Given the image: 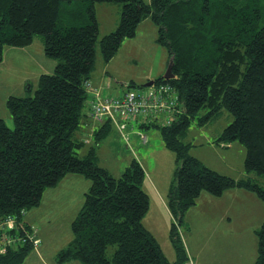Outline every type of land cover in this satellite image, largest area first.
I'll return each instance as SVG.
<instances>
[{
    "label": "trees",
    "instance_id": "obj_1",
    "mask_svg": "<svg viewBox=\"0 0 264 264\" xmlns=\"http://www.w3.org/2000/svg\"><path fill=\"white\" fill-rule=\"evenodd\" d=\"M263 1L0 0V61L5 45L26 46L38 35L45 53L58 60L53 73L40 76L34 95L8 98L14 127L0 117V222L15 216L29 229L24 212L39 205L44 190L69 173H80L91 180V186L72 223L73 239L57 255L58 262L183 264L188 258L175 223L171 237L178 258L173 262L143 224L150 199L143 188L145 171L136 158L115 176L97 163L96 146L81 154L86 146L83 120L90 115L91 98L85 83L95 64L100 2L119 4L121 10L116 29L101 39L106 60L125 38L136 35L146 18L158 27V41L169 48L170 57L174 55L175 77L161 75L154 82L173 84L181 112L174 113L169 124L163 113L149 116L140 127H159L166 146L176 153L168 200L177 224H184L186 210L202 191L220 195L240 187L253 191L264 204ZM222 111L234 119L218 142L238 140L245 146L247 177L234 178L208 167L180 139L196 117L209 121ZM96 123L98 140L116 126L110 120ZM11 233L25 232L18 228ZM257 235L255 264H264V222ZM33 247L31 241L9 245L0 252V264H22Z\"/></svg>",
    "mask_w": 264,
    "mask_h": 264
},
{
    "label": "rangeland",
    "instance_id": "obj_2",
    "mask_svg": "<svg viewBox=\"0 0 264 264\" xmlns=\"http://www.w3.org/2000/svg\"><path fill=\"white\" fill-rule=\"evenodd\" d=\"M144 1L151 3L152 0ZM118 5L108 2H100L96 5L100 34L96 43L95 64L90 75L95 84L104 81V84H106L103 86L105 94L120 93L129 85L130 87H141L149 80L160 77L166 72L171 58L169 48L158 41V27L150 18H146L138 25L136 35L125 38L116 54L111 59L106 60L102 54L101 39L118 26L121 18V10ZM57 62L56 58L45 53L44 42L39 35L31 44L26 46L5 45L3 59L0 61V117L4 118L10 127H14V119L7 105L8 98L11 95H34L39 87L40 76L53 73ZM205 112H201V115ZM89 117L91 118L90 115ZM163 119L165 118L162 116L160 120L162 123L165 122ZM233 119V114L228 111L217 113L209 121L196 117L190 123L186 134L181 136L180 139L184 144L189 145L190 154L208 167L234 178H244L247 175L245 166L247 151L245 146L238 140L231 143L218 142L220 134ZM131 123L134 125L133 129L130 127ZM131 123L125 126L126 139L121 136L122 134L115 132L117 129L120 131L119 128H113L107 137L104 139L100 137L99 140L96 138L93 129L91 132L93 137L88 139L92 143L91 145L97 147V154H99L97 163L115 176H120L133 158H136L140 164L142 163L141 165L146 174L143 188L149 195L151 208L148 211H151L152 208L158 207L159 203L148 186L151 185L153 179L159 185L161 182H158L157 179H162L165 175L168 179L169 177L173 178V173L169 175L168 172L171 173L175 165L177 168L176 153L166 148L159 127L151 126L142 129L139 121L135 120ZM130 130L132 131L129 134ZM136 132L143 144H146L148 140L149 143L143 145L138 141V138L133 139L134 135H131V133L136 134ZM110 142L112 145L109 144ZM87 146L89 145L87 144ZM215 150L220 156L213 154ZM81 175L84 180H80L75 176H64L67 178H62L56 186H50L46 189L47 192H44L39 206L32 207V210L40 215V219L36 220L38 226H42L44 220L50 218V222H47L45 227L43 224L41 229L42 233L48 237V242L52 241L51 244L47 242L50 247H56V244L61 242L65 245L72 238L71 229L70 232L67 229L81 209L85 194L91 186L87 184V181L90 182L91 180L83 174ZM252 175L256 177L255 173H252ZM68 177L69 179L74 177V180L67 182ZM263 180L264 178L261 179V181ZM152 185L154 186V183ZM165 185H169V182ZM51 190L58 191L61 198L54 200L48 193ZM206 193L208 192H201L203 195H207ZM199 197L195 204L199 202ZM55 201L57 203H54ZM249 216L248 213L245 218ZM252 218L254 225L258 221L259 228H261L262 219L264 218L262 201L259 202L258 209H254ZM174 223L182 240L183 232H181V228L184 231L186 224L179 226L173 218L172 225ZM242 231L244 232L242 234L244 235L242 236L243 239H239L236 243L231 242L236 240L235 237H232L228 238L227 243L223 245L217 244L218 241L213 243V240L212 242L209 241L208 245H202L201 257L199 258L201 261L197 259L199 261L197 264H209V262L211 264H240L244 257L249 256L251 248L255 250L254 245L252 247V240L253 236L256 237L254 230L245 231L243 229ZM157 238H161L160 240L163 242L162 237ZM206 258H209V260L206 261Z\"/></svg>",
    "mask_w": 264,
    "mask_h": 264
},
{
    "label": "crops",
    "instance_id": "obj_3",
    "mask_svg": "<svg viewBox=\"0 0 264 264\" xmlns=\"http://www.w3.org/2000/svg\"><path fill=\"white\" fill-rule=\"evenodd\" d=\"M118 7L120 9V5H118ZM91 81L95 86L102 88V90L104 88L103 86L106 85L104 84V81L96 82V84L93 82V80ZM83 121H84L83 124L85 123V126L83 125L84 126L83 130H85L86 134L83 135L82 133V137L86 143V146L82 149L81 154L85 155L88 152V149L91 146H93L91 145L92 143L89 142L90 140L88 138L92 139L93 133L91 132L94 129V126L96 127L97 124L96 122L91 120L89 116H86ZM130 127L132 129L134 128L133 125H131ZM114 128L117 129L116 126ZM131 131L132 130H130L128 133L130 134ZM115 132L119 133L120 135L122 134L118 129L117 131L115 130ZM136 134L131 133V135H134L133 139L136 140L138 138V141L141 142L138 134L137 135ZM148 141L146 144H143L142 142L141 143L143 145H147L149 143ZM87 144L89 146H87ZM109 144L112 145L111 142ZM166 148L168 147L166 146ZM213 154L216 156H220L216 150L213 152ZM175 169H176V165L174 170L171 171V173L168 172L169 175H172V173L174 175ZM67 175H70L71 177L75 176L80 180H84L82 179L83 177H81L82 175L79 173L67 174ZM245 177H247V175ZM63 178H67V177H63ZM73 178L69 179L68 177L66 181L71 182L72 180H74ZM172 179L173 178L171 177H169L168 179L167 175H165L162 179H157L158 182H161L159 184L160 186L158 185L156 180L153 179L152 183H154V186L151 183V185H149L148 187L154 193L156 200L159 203V206L156 208H152L151 211H148L143 217V224L156 237V239L158 240V242L160 243L163 249V252L165 253L167 259L170 262H173L178 258L177 249L175 248V245L171 237V226L173 223L174 215L169 207V200H168V193ZM168 182L169 185H165ZM87 184L91 185V181L90 182L87 181ZM163 185L165 186L162 188ZM46 189L44 190V192H47ZM48 193L50 194V196H52L54 200H58L61 198L60 193L56 190H51ZM206 194L207 195L201 194V196L199 197V202L195 204L192 208L187 210V212H185L184 215V224H186V227H184V231L181 228V232H183L182 242L184 244L188 258L183 264H197L199 261H201V259H199L201 257L200 256V252L202 251L201 247L202 245L203 246L208 245V243H210L209 241L212 242L213 240V243L218 241L217 244L223 245L227 243L228 238L229 239L232 237L236 238V240L231 241L232 243H236L239 239H243L242 238V236H244L242 235L244 233L242 231L243 229H245V231L254 230L256 237L253 236L252 247L254 245L255 250L251 248V253L249 254V256L244 257L240 264H255L258 256V247H259V238L257 235L259 224L257 221V223L254 225L252 214L254 213V209H258V204L261 201L260 198L253 191L240 187L226 189L220 195L209 194V192ZM41 201L39 205L41 204ZM54 203H57V201H55ZM32 209L33 208L28 209L24 212L23 220L25 223L29 225L30 229H32L39 235L40 241L37 245H34V247L29 251L22 264H83L79 260H71L63 263L57 261L56 259L57 255L73 239V234L70 241H67V244L65 245L62 244L63 242H61L60 244H56V242H54L56 244V247L48 246V244H51L52 241L48 242L47 239L48 237L42 233L41 229L43 227V224L45 227L47 222H50V218L48 217V220H44L42 226H38L36 224L37 223L36 220L40 219V215H38V213L34 212ZM248 213L250 214V216L248 218H245L246 214ZM263 222H264V218L262 219L261 225L263 224ZM72 223L71 226L68 227L67 231L70 232L71 229V232L73 233ZM157 237H162L163 242H161L160 240L161 238H157ZM208 260L209 258H206V261ZM209 264L211 263L209 262Z\"/></svg>",
    "mask_w": 264,
    "mask_h": 264
},
{
    "label": "built area",
    "instance_id": "obj_4",
    "mask_svg": "<svg viewBox=\"0 0 264 264\" xmlns=\"http://www.w3.org/2000/svg\"><path fill=\"white\" fill-rule=\"evenodd\" d=\"M91 98L88 100L90 116L99 123L110 120L126 137L125 126L138 119L163 113L169 124L174 120V113L181 112V101L178 91L170 82H159L143 89L126 88L117 94H105L101 88L94 87L90 81L85 83ZM133 125V124H131ZM147 141V139H145ZM21 228L25 233L16 234ZM0 252H5L9 245L17 242L31 241L37 245L40 241L37 233L17 222L15 216H8L0 223Z\"/></svg>",
    "mask_w": 264,
    "mask_h": 264
},
{
    "label": "water",
    "instance_id": "obj_5",
    "mask_svg": "<svg viewBox=\"0 0 264 264\" xmlns=\"http://www.w3.org/2000/svg\"><path fill=\"white\" fill-rule=\"evenodd\" d=\"M175 63V59H174V55L171 56L170 61H169V65L167 67L166 72L163 74V77L165 79H172L175 77V74L173 72V66ZM154 83V80H149L147 83H145L144 86H149L152 85Z\"/></svg>",
    "mask_w": 264,
    "mask_h": 264
},
{
    "label": "clouds",
    "instance_id": "obj_6",
    "mask_svg": "<svg viewBox=\"0 0 264 264\" xmlns=\"http://www.w3.org/2000/svg\"><path fill=\"white\" fill-rule=\"evenodd\" d=\"M153 80H155V79H153ZM89 81L91 82V80H89ZM160 82H161V81H160ZM91 83H92V82H91ZM156 83H157V82H154L153 84H156ZM158 83H159V82H158ZM153 84H152V85H153ZM92 85H93L94 87H97V86H95L93 83H92ZM152 85H149V86H152ZM146 87H148V86H146ZM98 88H99V87H98ZM127 88H129V87H127ZM101 89H102V88H101ZM125 89H126V88H125ZM103 91H104V90H103ZM139 124H140V121H139ZM133 126H134V125H133ZM120 132H121V131H120ZM121 133H122V132H121ZM136 133H137V132H136ZM122 136L124 137V139H126V137L123 135V133H122ZM5 219H6V218H5ZM5 219H3V220H5ZM3 220H2V221H3ZM2 221H1V222H2ZM1 222H0V223H1Z\"/></svg>",
    "mask_w": 264,
    "mask_h": 264
}]
</instances>
